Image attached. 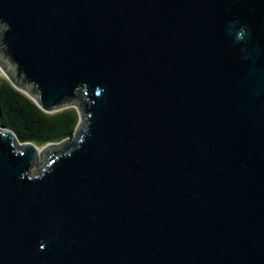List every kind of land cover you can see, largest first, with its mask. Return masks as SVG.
Segmentation results:
<instances>
[{
    "label": "water",
    "instance_id": "1",
    "mask_svg": "<svg viewBox=\"0 0 264 264\" xmlns=\"http://www.w3.org/2000/svg\"><path fill=\"white\" fill-rule=\"evenodd\" d=\"M0 264H264V0H0Z\"/></svg>",
    "mask_w": 264,
    "mask_h": 264
},
{
    "label": "trees",
    "instance_id": "2",
    "mask_svg": "<svg viewBox=\"0 0 264 264\" xmlns=\"http://www.w3.org/2000/svg\"><path fill=\"white\" fill-rule=\"evenodd\" d=\"M78 114L73 106L44 112L24 93L0 77V125L11 130L18 142L40 147L72 135Z\"/></svg>",
    "mask_w": 264,
    "mask_h": 264
},
{
    "label": "rangeland",
    "instance_id": "3",
    "mask_svg": "<svg viewBox=\"0 0 264 264\" xmlns=\"http://www.w3.org/2000/svg\"><path fill=\"white\" fill-rule=\"evenodd\" d=\"M3 76V74L0 72V77ZM4 77V76H3Z\"/></svg>",
    "mask_w": 264,
    "mask_h": 264
}]
</instances>
